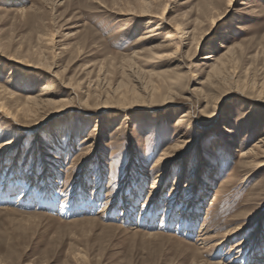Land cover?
Returning <instances> with one entry per match:
<instances>
[{"label":"rangeland","instance_id":"1","mask_svg":"<svg viewBox=\"0 0 264 264\" xmlns=\"http://www.w3.org/2000/svg\"><path fill=\"white\" fill-rule=\"evenodd\" d=\"M143 3L152 4L150 15L165 8L164 21L186 38L166 47L144 29ZM228 5L0 0V66L16 59L45 67L41 78L18 70L8 84L0 67L11 108L42 86L64 105L19 118L31 130L23 133L0 119V264H264V148L242 164L264 137V104L246 97L264 90V0ZM228 50L238 93L217 100L200 57ZM149 82L177 96L166 105L152 100ZM123 87L144 100L125 113L111 105ZM188 109L191 125L178 127ZM7 142L15 145L4 151ZM162 157L175 159L153 190ZM178 173L183 180L172 191ZM238 226L241 235L214 251Z\"/></svg>","mask_w":264,"mask_h":264},{"label":"bare ground","instance_id":"2","mask_svg":"<svg viewBox=\"0 0 264 264\" xmlns=\"http://www.w3.org/2000/svg\"><path fill=\"white\" fill-rule=\"evenodd\" d=\"M42 1L46 2L48 0H42ZM234 3H236V0H228L229 9H230V7H232V5ZM239 5H245V2H240ZM152 8H153L152 4L143 3L142 5H139L140 14L138 16L148 18L147 21L144 22V29H146V30L150 29L151 32H156L157 36L159 34H161L162 35V41L161 42L162 43L164 42L166 47L170 46L174 40H178V39L182 40V39L186 38L187 32H184V29H180V27L173 25L172 23L164 21V15L166 13L165 8L162 9L159 16L150 15ZM229 9L226 11V13H224L225 15L230 11ZM221 18L216 19L212 23V25L215 24L217 21H219ZM155 20H158V23H156L157 21L155 22ZM207 35H209V34L205 33L197 40L195 49L198 48L200 41L204 37H206ZM42 42L45 44V47L53 46L51 38H44L43 37ZM174 44H176V43H174ZM173 48H175V50H176V48H179V45L177 47H173ZM230 50H228L226 53L222 54L219 58H216V56L213 55L212 52L200 57V60L202 61L200 66H205L208 69L206 81H208L209 84H212L213 82L216 81V83L214 85H211L213 87H210V88L217 90V92L218 91L221 92V95L216 98L217 100H220V99H218L220 97H222V98L227 97L231 93L232 94L236 93V92L238 93V91H235V92L233 91V89L236 88V87L233 88L235 83L232 81V79H231L232 76L230 75L229 69L227 68L228 64H231L234 62L233 53H230ZM4 62L6 65L1 64L0 67L3 68V70L7 69V79L4 80L5 84H8V83H10V81H12V78L18 74V70L19 71L22 70L21 73L23 76H25V75H27L25 72H28V71H25L26 69H31V70L33 69V70H35V74H33V75L34 76L36 75V76L41 78V75H43L42 72H44V69H45V67L40 62L36 63L35 65L25 64L23 61H19L16 59H7ZM7 64H10V65H7ZM22 67L25 69H21ZM47 69H46V72H47ZM162 84H164V83H162ZM149 85L152 88H155V86L152 85V82H149ZM156 87L157 88H155L154 92L152 93L153 96H151L152 100L158 99L161 103L166 105V104H171L173 98H175L177 96V93H174L172 90H167L165 92H162V89L159 86H156ZM121 90L122 91H121L119 99L111 101V105L112 104H118L119 106H122L120 108H117V111H119L121 113H125L124 109H128L129 108L128 106L139 105L140 103L144 102L143 99H139L138 96L140 95V93L138 90L136 91L135 88L129 89L127 87H123V88H121ZM50 93L51 92L49 91L47 86H42L39 88V90L36 92L35 95L29 94V96L23 100V103L21 104V106H19V107L15 106V107L11 108V106L8 102V98L11 97V93L7 92L6 89H4V87L0 86V119L7 120L6 123L7 122L10 123V124L5 126V130H6V127H11L12 129H14V130L16 129V131H20L21 133H23L25 131H31V130H28L24 126V123H21L22 121H20L19 118H21L23 116L24 117L29 116V118L33 119L34 117H36L41 112L42 108H45L48 106H57V107L62 108L64 106L62 102L54 101L53 99L47 97ZM128 94H130V96H131L130 97L131 101H129L127 98L129 96H126ZM251 96L252 97H249V96H246V97L250 98V99L251 98L256 99V100H258L264 104V90H260L259 92H252ZM243 97H244V95H243ZM185 100L188 101V100H190V98H185ZM127 102H129V103H127ZM130 102H132V103H130ZM111 109L114 110L116 108H111ZM57 111H61V109H57L54 112H57ZM192 115H191V112L189 109L183 111L180 114V118L177 121L176 125L178 127H181L183 125H186V127H188L192 123V121H191ZM123 116L125 117V114H123ZM96 126L97 125H95V128L93 129V131L91 132V134L87 138V140H89V142H92V141H90V139H92L95 136V133L97 132ZM121 129H122V127L119 126L117 128V131H119ZM222 129L225 133L232 134L233 130H229L227 128H222ZM185 135L186 134H183L181 137H185ZM257 142H258L257 144L259 146L258 145L253 146L252 148L245 150L242 154L243 155L242 158L244 159V161H242V164L245 165V167L249 166L255 160V158L258 156V152H257L256 148H258V147H259V149L264 148V137L260 138ZM14 145L15 144L12 142H7L4 145H2L1 147L5 151L6 148L13 147ZM89 146H91V145H89ZM1 155H2V153L0 154V157H1ZM251 156L253 157V159L249 163L248 160H249V157H251ZM174 159H175V157L174 158L162 157L158 161L157 167L160 169L159 170L160 172H158L156 174V177H155V180L153 182L151 189L155 190L156 188L160 187V185H161L160 183H161V181H163L166 178L168 170H169L171 164H173L172 162H174ZM183 169L184 168L182 167L181 170H183ZM180 175H182V173H178L177 176H175V181L173 184L174 189L172 191H174L176 188H178L180 186V183L183 180V177ZM188 180L191 183V181H193L194 179H193V177H191ZM193 185H197V183H195ZM243 228H244V226L243 227L238 226V227L234 228L233 230H231L230 232H228L227 234H225L221 240H218L217 242H215V244H213L214 245L213 246L214 251L219 250V249L222 250V249L226 248V246L228 245V243L231 240L236 239V238H238L239 235H241ZM241 245H242L241 243H237L232 247L238 248ZM254 262H257V261L254 260ZM217 264H222V263H217Z\"/></svg>","mask_w":264,"mask_h":264}]
</instances>
